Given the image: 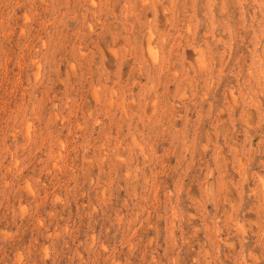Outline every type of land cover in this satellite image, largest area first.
I'll return each mask as SVG.
<instances>
[{
    "label": "rangeland",
    "instance_id": "1",
    "mask_svg": "<svg viewBox=\"0 0 264 264\" xmlns=\"http://www.w3.org/2000/svg\"><path fill=\"white\" fill-rule=\"evenodd\" d=\"M0 264H264V0H0Z\"/></svg>",
    "mask_w": 264,
    "mask_h": 264
},
{
    "label": "bare ground",
    "instance_id": "2",
    "mask_svg": "<svg viewBox=\"0 0 264 264\" xmlns=\"http://www.w3.org/2000/svg\"><path fill=\"white\" fill-rule=\"evenodd\" d=\"M112 57V56H111ZM122 76V75H121Z\"/></svg>",
    "mask_w": 264,
    "mask_h": 264
}]
</instances>
